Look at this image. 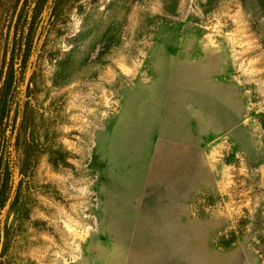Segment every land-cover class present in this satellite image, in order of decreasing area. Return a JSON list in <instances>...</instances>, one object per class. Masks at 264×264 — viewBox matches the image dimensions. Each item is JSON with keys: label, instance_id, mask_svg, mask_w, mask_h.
I'll use <instances>...</instances> for the list:
<instances>
[{"label": "rangeland", "instance_id": "rangeland-1", "mask_svg": "<svg viewBox=\"0 0 264 264\" xmlns=\"http://www.w3.org/2000/svg\"><path fill=\"white\" fill-rule=\"evenodd\" d=\"M0 264H264V0H0Z\"/></svg>", "mask_w": 264, "mask_h": 264}, {"label": "trees", "instance_id": "trees-1", "mask_svg": "<svg viewBox=\"0 0 264 264\" xmlns=\"http://www.w3.org/2000/svg\"><path fill=\"white\" fill-rule=\"evenodd\" d=\"M24 22H25V21H23V23H21V24H20V26H21V27H23V25H24ZM22 32H23V31H22Z\"/></svg>", "mask_w": 264, "mask_h": 264}]
</instances>
